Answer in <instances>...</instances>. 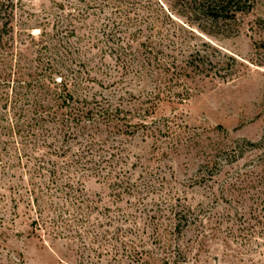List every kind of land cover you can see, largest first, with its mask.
<instances>
[{
    "label": "rangeland",
    "instance_id": "1",
    "mask_svg": "<svg viewBox=\"0 0 264 264\" xmlns=\"http://www.w3.org/2000/svg\"><path fill=\"white\" fill-rule=\"evenodd\" d=\"M6 10L1 23L11 21L15 47L31 44L30 66L56 47L75 96L109 99L148 125L90 133L98 175L66 170L10 132L21 108L15 84L0 81V264H264V0L234 20L185 0H13ZM169 65L197 68L173 85L183 94L137 117ZM77 182L83 202L62 188Z\"/></svg>",
    "mask_w": 264,
    "mask_h": 264
},
{
    "label": "trees",
    "instance_id": "2",
    "mask_svg": "<svg viewBox=\"0 0 264 264\" xmlns=\"http://www.w3.org/2000/svg\"><path fill=\"white\" fill-rule=\"evenodd\" d=\"M186 3L194 9V12H199L210 20H234L239 13L246 12L251 8L254 0H185ZM13 6V0H0V64L5 67L3 74L0 75L1 84H15L14 96L12 102L20 106L22 120L16 121L10 127V132L17 134L22 141L24 147L33 143L35 153L41 152V157H53L66 159V170H74L78 167L81 172L92 170L94 176L98 175L96 166L93 160V152L96 151L97 140L90 136L101 133L108 138L113 136H131L138 132V129H145L148 123L143 119L138 122L131 121V115L124 110L121 105H113L109 99H97L96 95L92 94L90 99L84 96L79 98L74 95L71 89L72 83L66 80L65 75L70 71L66 67V61L57 55L58 48L54 47L53 57H46L39 53L36 57V65L30 66L31 60L27 58L26 51L29 50L31 44L21 42L20 47L14 46L13 26L10 20L1 23L3 13L7 12V7ZM10 16V13H8ZM7 37H4L6 36ZM31 38V43L34 45L35 38L33 35H28ZM59 46V45H58ZM47 45H41V49L47 50ZM4 49V50H3ZM30 51V50H29ZM15 61V64L13 63ZM124 68V67H123ZM197 67L188 66V69L183 67L177 68L175 65H169L167 68L169 73L164 76H157L152 93L147 94L146 100L149 105L140 109L137 117L142 114L145 117L155 113V100H163L162 98L174 99L179 97L182 92L177 93L173 90V85H179V81H183V77L187 72H193ZM165 70V71H167ZM71 74V72H70ZM73 74V72H72ZM59 76V80L55 77ZM185 87V85H184ZM183 87V88H184ZM187 93V89H184ZM9 95H6V100ZM147 102H142L145 105ZM164 124V123H163ZM102 128V129H101ZM77 131V133H76ZM89 131V132H88ZM79 136H83L82 140ZM74 141L78 146L71 148L69 142ZM58 144V145H57ZM73 150L70 155L71 159L66 157L67 152ZM110 150H118V147L111 146ZM115 157L114 152H110V158ZM99 161L108 162L103 155L98 156ZM36 164V169L44 170L42 158H39ZM98 161V162H99ZM211 167L216 166V161L212 162ZM49 173H54L56 164L50 161ZM112 164V163H110ZM208 168V163L204 165ZM108 179V178H107ZM112 187L122 189L129 192L128 187L123 186V182H112ZM68 192H77L79 195L75 198L76 202H83L85 193L83 192L82 184L77 182L74 186L70 183H65L62 186ZM126 193V192H125ZM66 194V193H65ZM69 194V193H68ZM121 193H117L120 196ZM35 198L37 209L40 210V205ZM93 204V203H92ZM176 219V218H175ZM177 220V219H176ZM32 224L35 230H40L45 223H40L38 217L33 219ZM180 226V221L175 223V229ZM177 227V228H176Z\"/></svg>",
    "mask_w": 264,
    "mask_h": 264
}]
</instances>
